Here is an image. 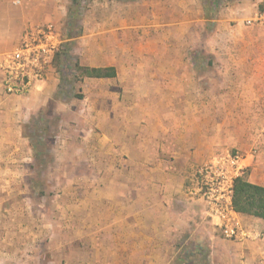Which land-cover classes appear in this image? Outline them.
Segmentation results:
<instances>
[{
	"label": "crops",
	"instance_id": "0c3cea01",
	"mask_svg": "<svg viewBox=\"0 0 264 264\" xmlns=\"http://www.w3.org/2000/svg\"><path fill=\"white\" fill-rule=\"evenodd\" d=\"M163 10H155L143 24L125 21L128 27L148 28L142 33L121 30L106 19L79 38L81 65L113 67L117 76L83 79L85 87H99L84 101L102 105H89L79 114L83 118L73 114L84 125L68 126L67 138L54 149L58 179L84 184L83 207L90 213L88 200L99 199L104 264L171 263L173 249L192 246L200 253L205 245L212 249L215 264H264L263 219L242 214L252 238L242 243L221 240L205 204L188 196L197 168L225 147L250 151L258 146L247 157L246 176L264 187V126L248 122L257 102L245 91L240 96L237 81H231L226 96L220 79L199 74L197 64L189 61L193 50L188 44L173 46L172 20L165 6ZM65 15L60 0H0V200L10 197L13 184L32 175L34 148L25 126L55 100L61 83L50 68L30 93L9 95L5 60L19 49L26 31L49 24L59 32ZM183 16V31L176 37L187 40V28L202 19ZM221 118L227 121L221 124ZM10 211L0 206L2 216ZM0 223L4 252L9 223ZM3 255L0 264L9 259Z\"/></svg>",
	"mask_w": 264,
	"mask_h": 264
},
{
	"label": "rangeland",
	"instance_id": "374dc122",
	"mask_svg": "<svg viewBox=\"0 0 264 264\" xmlns=\"http://www.w3.org/2000/svg\"><path fill=\"white\" fill-rule=\"evenodd\" d=\"M185 1L81 0L79 20L72 24L73 0H60L66 6V15L59 32L56 30L57 47L50 68L59 74L61 83L55 100L25 126V135L34 148L32 175L22 184H13L10 197L0 200V206L11 209L6 217L0 215V219L9 223L6 231L8 250L0 251V256L6 254L9 259L3 264H104L101 258L105 248L100 246V240L105 235L101 236L99 199L88 200L91 213L84 209V184H68L65 179V182L58 179L59 161L54 150L67 138L64 134L68 126L84 125L73 116L74 113L82 117L79 114L89 105L97 108L102 105L84 101L86 94L96 93L99 87H85L84 78L75 70L77 63L81 65L79 38L86 28L98 27L100 20L114 21L122 27L121 30L142 33L148 28H138L134 23L136 27H128L125 21L143 24L155 10L163 14L165 6V14L172 20L173 46L183 47L187 43L193 50L189 61L197 64L198 73L204 78L220 79L223 95L228 96L232 90L231 81H237L242 91L240 96L245 91L246 97L251 95L257 102L248 122L253 126L256 122L259 128L264 126V27L246 24L254 16L253 10L264 11V0ZM185 13L188 17L202 19L187 28V40L176 37L182 34L179 24ZM196 50L200 54L195 55ZM224 103L227 107L229 98ZM254 113L261 119L255 120ZM225 121L226 118H221V124ZM254 147L250 151L225 147L214 158L235 151L247 156L248 152H258V146ZM217 235L221 240L232 242L223 238L220 231ZM171 257V263L164 264H215L208 245L200 253H196V247L192 246L181 251L173 249Z\"/></svg>",
	"mask_w": 264,
	"mask_h": 264
},
{
	"label": "built area",
	"instance_id": "2783aa9c",
	"mask_svg": "<svg viewBox=\"0 0 264 264\" xmlns=\"http://www.w3.org/2000/svg\"><path fill=\"white\" fill-rule=\"evenodd\" d=\"M246 24L264 27V11H258ZM56 47L57 31L52 25L26 31L19 49L5 60L6 93L17 96L30 93L34 83L43 80L49 71ZM248 155L235 151L198 167L195 183L188 190L190 199L205 204L209 218L223 238L237 243L253 236L233 202L235 182L247 170Z\"/></svg>",
	"mask_w": 264,
	"mask_h": 264
},
{
	"label": "trees",
	"instance_id": "16d2710c",
	"mask_svg": "<svg viewBox=\"0 0 264 264\" xmlns=\"http://www.w3.org/2000/svg\"><path fill=\"white\" fill-rule=\"evenodd\" d=\"M80 1L73 0L74 6L70 14L72 24H75L79 20L81 13ZM59 55L58 53L57 56ZM75 70L81 78L107 79L117 76L116 70L113 67L91 68L77 63ZM233 202L239 213L264 220V187L251 184L247 180L246 172L235 182Z\"/></svg>",
	"mask_w": 264,
	"mask_h": 264
}]
</instances>
